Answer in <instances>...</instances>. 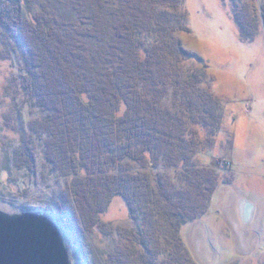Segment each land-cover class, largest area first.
Wrapping results in <instances>:
<instances>
[{
  "label": "trees",
  "instance_id": "16d2710c",
  "mask_svg": "<svg viewBox=\"0 0 264 264\" xmlns=\"http://www.w3.org/2000/svg\"><path fill=\"white\" fill-rule=\"evenodd\" d=\"M184 3L56 0L57 7L44 1L35 11L36 0H0L2 26L25 59L21 88L13 78L7 91L16 97L24 90L47 113L33 124L38 138L23 133L16 162L35 170V142L45 135L47 161L72 177L94 224L122 196L142 218L132 239L144 251H129L119 264H199L185 230L209 213L219 185L215 169L196 163L195 127L217 131L221 119L207 71L186 66L200 59L178 36L190 31ZM67 5L75 18L59 13ZM236 18L250 37L258 25L245 10ZM163 162L177 169L179 184L151 173ZM132 163L151 170L136 173ZM42 213L57 222L67 246L78 244L64 206Z\"/></svg>",
  "mask_w": 264,
  "mask_h": 264
},
{
  "label": "rangeland",
  "instance_id": "374dc122",
  "mask_svg": "<svg viewBox=\"0 0 264 264\" xmlns=\"http://www.w3.org/2000/svg\"><path fill=\"white\" fill-rule=\"evenodd\" d=\"M44 1L57 7L56 0H36L35 11ZM184 8L190 31L178 36L200 59L186 66L207 71L206 89L217 99L221 119L217 131L195 127L196 163L215 169L219 185L209 213L186 227L187 243L199 264H264V0H185ZM237 10L247 11L252 25H258L248 38L241 33ZM59 13L75 18L70 5ZM24 64L0 20V210L43 214L45 207L64 206L78 240L67 246L72 264H119L129 251H144L132 239V232L144 227L142 218H134L122 196L112 199L95 224L82 211L71 190L72 177L47 161L45 135L35 142V170L17 164L16 154L26 147L23 133L38 138L33 124L47 115L24 90L16 97L7 91L13 78L21 88ZM132 166L136 173L151 170ZM151 173L180 182L177 169L165 162ZM244 200L254 206L248 221L241 217Z\"/></svg>",
  "mask_w": 264,
  "mask_h": 264
},
{
  "label": "water",
  "instance_id": "95a60500",
  "mask_svg": "<svg viewBox=\"0 0 264 264\" xmlns=\"http://www.w3.org/2000/svg\"><path fill=\"white\" fill-rule=\"evenodd\" d=\"M0 264H72L57 222L44 214L0 210Z\"/></svg>",
  "mask_w": 264,
  "mask_h": 264
},
{
  "label": "bare ground",
  "instance_id": "6f19581e",
  "mask_svg": "<svg viewBox=\"0 0 264 264\" xmlns=\"http://www.w3.org/2000/svg\"><path fill=\"white\" fill-rule=\"evenodd\" d=\"M241 205V217L244 221H248L253 217L254 206L249 200H244ZM102 229V228H101Z\"/></svg>",
  "mask_w": 264,
  "mask_h": 264
}]
</instances>
